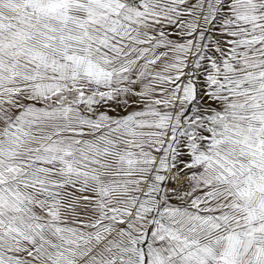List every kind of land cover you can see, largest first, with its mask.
<instances>
[{"label": "snow or ice", "instance_id": "1", "mask_svg": "<svg viewBox=\"0 0 264 264\" xmlns=\"http://www.w3.org/2000/svg\"><path fill=\"white\" fill-rule=\"evenodd\" d=\"M0 264H264V0H0Z\"/></svg>", "mask_w": 264, "mask_h": 264}]
</instances>
